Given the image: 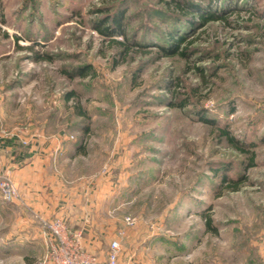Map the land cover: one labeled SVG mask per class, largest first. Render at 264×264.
I'll return each instance as SVG.
<instances>
[{"label": "rangeland", "instance_id": "obj_1", "mask_svg": "<svg viewBox=\"0 0 264 264\" xmlns=\"http://www.w3.org/2000/svg\"><path fill=\"white\" fill-rule=\"evenodd\" d=\"M0 125L101 178L99 263L264 264V0H0ZM14 200L0 264H37Z\"/></svg>", "mask_w": 264, "mask_h": 264}, {"label": "crops", "instance_id": "obj_2", "mask_svg": "<svg viewBox=\"0 0 264 264\" xmlns=\"http://www.w3.org/2000/svg\"><path fill=\"white\" fill-rule=\"evenodd\" d=\"M63 140L43 135L22 138L20 134L6 132L0 125V173L7 175L17 189L18 197L9 207L19 212L15 227L23 229L7 240L20 245V249L32 252L29 243L34 232L41 247L43 243L44 252L49 234L40 226V220L53 217L64 219L70 231H80L82 246L89 252L93 253L92 248L101 241L103 225L97 224L96 211L109 196L108 190L100 188V177L89 185L88 175L74 172L73 146H65ZM134 260L129 254L124 261L136 264Z\"/></svg>", "mask_w": 264, "mask_h": 264}, {"label": "built area", "instance_id": "obj_3", "mask_svg": "<svg viewBox=\"0 0 264 264\" xmlns=\"http://www.w3.org/2000/svg\"><path fill=\"white\" fill-rule=\"evenodd\" d=\"M0 195L5 201L18 197L16 187L11 179L0 173ZM41 226L49 234L45 251L37 264H125L120 258V242L112 239L102 263L97 256L85 250L80 241V231H70L64 219L53 217L43 219ZM127 224H132L129 217H125Z\"/></svg>", "mask_w": 264, "mask_h": 264}, {"label": "trees", "instance_id": "obj_4", "mask_svg": "<svg viewBox=\"0 0 264 264\" xmlns=\"http://www.w3.org/2000/svg\"><path fill=\"white\" fill-rule=\"evenodd\" d=\"M177 6L179 7V8H183V6L184 5H181V4H177ZM188 16H186V18H187ZM199 17L200 18H203V20H204V18L205 17H208L205 13H200L199 14ZM106 18H108L107 20H108V24L109 25H105V27L104 28H98V30H99V32L100 33H106V30L109 28V27H114L116 24H115V22H114V18H112V17H106ZM190 18V17H189ZM106 20V21H107ZM169 36V40L173 43V40H174V36H172V33L171 34H169L168 35ZM175 39L177 40V42L179 43V42H182L183 41V38L182 37H175ZM119 45H121V46H125V43H123V42H120L119 43ZM159 46L160 47H162V45H160L159 44ZM184 52H180V54H183ZM82 74V73H81ZM220 131H221V134L223 135V136H226L229 140H230V142H233V144H234V146H237L234 142L235 141H233L234 139L232 138V137H230V136H228V132L225 130V129H220Z\"/></svg>", "mask_w": 264, "mask_h": 264}]
</instances>
